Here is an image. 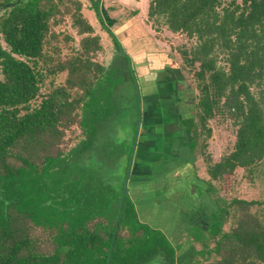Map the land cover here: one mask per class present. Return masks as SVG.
<instances>
[{
    "label": "trees",
    "instance_id": "16d2710c",
    "mask_svg": "<svg viewBox=\"0 0 264 264\" xmlns=\"http://www.w3.org/2000/svg\"><path fill=\"white\" fill-rule=\"evenodd\" d=\"M88 1L119 52L99 0ZM66 18L81 38L75 51L60 55L49 42L60 35V44L70 40L54 30ZM152 18L196 41L184 59L195 103L187 118L178 114L175 129L190 137V152L199 135L210 136L205 126L213 117L235 127L231 151L215 163L205 161L208 182L172 192L173 199L164 196L172 190L164 180L172 167L146 163L143 171L150 179L160 176L155 205L170 201L185 216L183 231L191 245H200L198 257L218 256L199 264H264V222L247 210L260 203L231 199L218 208H231V227L222 232L208 196L211 182L220 183L239 168L250 177L264 158V0H150L147 19ZM99 42L81 14L80 0H0V264H106L111 245L109 264H179L177 245L138 221L128 195L140 139L149 126L143 107L128 192L116 220L137 119L131 71L141 104L144 96L126 53L114 56L108 67L93 61L102 48ZM218 56L224 69L216 65ZM171 71L158 68L162 79H155L178 95L180 82ZM62 73L60 85H43L46 76ZM159 96L172 105L167 93ZM67 132L74 141L69 147L64 145Z\"/></svg>",
    "mask_w": 264,
    "mask_h": 264
},
{
    "label": "rangeland",
    "instance_id": "374dc122",
    "mask_svg": "<svg viewBox=\"0 0 264 264\" xmlns=\"http://www.w3.org/2000/svg\"><path fill=\"white\" fill-rule=\"evenodd\" d=\"M149 1L150 0H99V12L102 15V19H104V24L108 27L110 33L118 40L122 50L124 49V52L131 56L132 59L129 57L131 63L133 65L135 64V66L137 65L136 67L134 66L135 73L138 72L139 69H144L143 64H145L146 60L152 61V63H150L153 67L161 66L172 70V74H169L170 77L174 78L175 82L176 80L180 82L178 84L176 83V87L179 91H182L178 94L179 99L184 103L181 109H184V114L188 115L190 112L188 109L195 103L194 97L196 91L193 88L190 69L186 67L184 59L189 57L187 54L193 48L196 41L194 38H187L183 34L171 33L166 27L161 25V21L158 18L148 20L147 8ZM234 1L240 4L242 0ZM80 2L81 14L91 25L93 35L99 37V43L102 47L92 56V59L104 67H108L113 57L120 54V52L115 50L107 33L102 30L98 23L94 12L90 10L91 1L80 0ZM138 26L140 28L142 27V32L134 31ZM54 30L70 38L69 41L60 44L58 42L62 40V36L60 35L57 37V42H49V44H52V47H59L60 55L70 53L77 49L81 36L76 35L75 30L70 26L68 18L57 23L54 26ZM216 65L220 68H225L222 56L216 58ZM51 79L52 81H50ZM63 79V73L56 75L54 78L46 76L43 80V85L48 87L47 85H49L50 82L54 86L60 85ZM174 79H172V81ZM184 114L182 115L185 116ZM205 127L210 130V136L206 139H204L203 134L198 136L193 154L194 158H196L197 161L199 160V167H206L205 161H208V163L217 162L222 156L231 151L234 142L235 127H233L231 121L226 120L224 117H213L206 122ZM169 130L171 129L167 131ZM74 135H78V131L75 129ZM69 136V132L65 133L64 145L66 147L74 143V141L68 139L71 138V136ZM201 172H203V169H201ZM158 187V191L162 190L160 185ZM211 188L212 189L208 193L209 198L212 200L211 204H209L211 209L210 212L215 211L218 213V218L221 220L222 232H227L231 227L232 218L229 217V210L231 208H225L223 212H220L218 208L226 207L231 199L260 203L259 205L248 206L247 210L264 222V158L258 165L253 167L250 177L246 170L239 168L230 176L225 177L220 183L214 182V186H211ZM134 192L135 188L133 184H131L128 192L129 197L133 198ZM165 194L167 195V193ZM166 197L169 198L168 195ZM157 199L158 196H155L154 202H156ZM169 203L170 201L157 208L160 210L169 208ZM179 224H183V222L181 221ZM170 225L171 224L167 226L169 227ZM181 233L182 235L174 234L171 236V239L176 240L173 243L174 248L176 244L177 247L179 246L178 249L177 247L175 249V262L178 259L179 264H199L218 259V256L214 254H211L209 258L202 259L198 257L197 251L201 248L200 245H191V243H188L189 240L185 237L183 229L180 234ZM212 246V243L207 244L209 249L212 248ZM207 259H209V261H206ZM145 264L155 263L153 261H147Z\"/></svg>",
    "mask_w": 264,
    "mask_h": 264
},
{
    "label": "crops",
    "instance_id": "0c3cea01",
    "mask_svg": "<svg viewBox=\"0 0 264 264\" xmlns=\"http://www.w3.org/2000/svg\"><path fill=\"white\" fill-rule=\"evenodd\" d=\"M134 31L142 32L143 29L138 26ZM128 56L131 58L130 55ZM148 62L152 63V61L146 60L145 64H143L144 69H139L136 72L139 77L142 97L144 96L141 109L143 107L145 123L149 126L139 143L137 153L138 166L134 169L133 180L131 181V184L135 188L132 199L134 200L138 221L153 229L161 230L173 245L176 240L171 239V236L174 234L182 235L180 232L184 224L179 223L183 221V217L185 216L181 217L179 210L171 202L169 203V208L162 210L157 208L158 206L154 202V192L160 184V176H157L158 173L153 174L150 179L146 172L143 171L144 166H148L147 164L154 165L155 162L157 164L162 162V167H172L164 175V180L168 184V187H172V190L167 193L169 199H173L176 196L174 194H178L189 188L193 189L199 184V181L207 183L209 178L206 175L205 167H199V160L197 161L194 158L195 149L192 153L190 152L188 142L190 137L183 133L175 132L179 121L178 114L182 115L185 113L184 109H181L184 105L181 107L177 106L178 92L174 93L170 88L171 86L167 87L163 82L157 83L161 81L162 77L158 78L155 72L161 66L153 67ZM155 76L158 79L157 82ZM160 92L167 93L169 96L168 100L174 99L171 100V102L173 101L171 106H169L170 103L165 101L166 99L160 98ZM183 117L187 118L188 116L185 115ZM168 129L171 130L167 131ZM201 169H203V172H201ZM155 178L158 179L154 182ZM211 186H214V182H211ZM172 192L175 193L172 194ZM167 195L164 194L165 197ZM169 224L171 225L168 227L167 225ZM188 243L190 242L188 241Z\"/></svg>",
    "mask_w": 264,
    "mask_h": 264
},
{
    "label": "water",
    "instance_id": "95a60500",
    "mask_svg": "<svg viewBox=\"0 0 264 264\" xmlns=\"http://www.w3.org/2000/svg\"><path fill=\"white\" fill-rule=\"evenodd\" d=\"M119 52L122 55H126L125 52L122 50V48H119ZM128 60H129V58H128ZM127 65L130 68V70H131V62H128ZM131 76H132L133 81H134L135 94H136L137 119L135 121V131H134L133 141H132V145H131V153H130V158H129L128 165H127L126 174H125V177H124V180H123V187H122L121 197H120L119 204H118V211H117L116 220H118L119 213H120V210H121V207H122V204H123L124 196L128 192V190H127V182H128L129 175H130V170H131L134 150H135L136 141H137V137H138V133H139V129H140V124H141V98H140V93H139V89H138V84H137V82L135 80V76H134L132 71H131ZM115 231H116V226L114 228L112 241L114 239ZM111 251H112V245L109 247V250H108L106 264H109Z\"/></svg>",
    "mask_w": 264,
    "mask_h": 264
}]
</instances>
